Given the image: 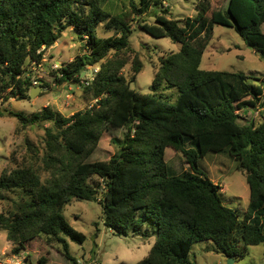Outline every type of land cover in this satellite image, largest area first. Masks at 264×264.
<instances>
[{
	"label": "trees",
	"instance_id": "1",
	"mask_svg": "<svg viewBox=\"0 0 264 264\" xmlns=\"http://www.w3.org/2000/svg\"><path fill=\"white\" fill-rule=\"evenodd\" d=\"M113 1L128 7L117 14L102 8ZM162 1L0 0V97L30 99L31 68L42 64L45 52L69 29L86 44L74 61L54 71L55 83L84 86L86 70L99 67L84 88L97 100L90 109L68 118L49 107L30 116L10 113L23 129L52 124L45 129L43 156L35 153L0 176V203H11L0 213V232H6L15 254L43 240L62 245V254L78 264L68 240L83 245L86 236L63 212L73 201L98 202L101 187L105 226L115 234L149 237L144 223L153 226L155 243L137 264H193L192 249L204 242L206 252L233 259L242 257L239 241L245 247L264 244V115L260 122L242 124L239 113L264 109V78L201 68L215 26L233 29L264 57V0H223L210 16L200 5L197 17L182 21L168 18L166 9L154 13V24L140 21ZM135 22L151 37L180 46L154 68L150 95L131 88L144 70L140 58L134 57L130 78L124 75ZM100 26L114 36L98 37ZM123 129L127 133L120 142ZM103 136L120 142L119 153L88 162ZM169 148L184 155L189 171H172L166 162ZM30 150L35 151L32 145ZM209 153L230 157L245 174L250 203L244 219L200 169ZM39 263L47 264L46 258Z\"/></svg>",
	"mask_w": 264,
	"mask_h": 264
},
{
	"label": "rangeland",
	"instance_id": "2",
	"mask_svg": "<svg viewBox=\"0 0 264 264\" xmlns=\"http://www.w3.org/2000/svg\"><path fill=\"white\" fill-rule=\"evenodd\" d=\"M156 1V0H155ZM160 1V0H157ZM223 0H163L161 5L153 3L151 10L140 18V21L149 24L155 23V14L169 10L168 18L186 20L197 17L201 11L199 6L208 7L209 16L214 10L222 6ZM112 14L122 12L128 3L113 1L101 5ZM212 14V13H211ZM139 19V18H138ZM213 41L208 46L202 63V69L208 71H226L240 73L247 76L264 78V57L249 48L243 39L230 28L215 26ZM100 38L114 36L103 26L97 31ZM86 41L79 40L72 29L64 32L61 40L45 52L41 65L31 68L32 83L36 81L35 89H41L34 98L18 100L5 96L0 97V176L5 170H13L34 159V154L40 157L44 154L45 129L52 126L44 123L40 126L23 129L19 121L10 115L11 112L24 113L28 116L49 107L63 117H71L77 112L90 109L97 100L86 94L84 86L74 83L57 85L54 71L65 64H69L83 52ZM132 53L129 55V64L124 70V75L130 78L134 57L140 58L144 70L138 75L136 82L131 85L132 90L142 95H150L151 86L155 77V69L160 66V59L180 50V46L169 38L156 39L140 30L137 22L133 23L131 37ZM57 66H59L57 68ZM155 68V69H154ZM99 67H90L84 73V78L95 79ZM46 87H42V86ZM175 90H169V93ZM240 122L247 124L251 120H263L264 109H250L244 113L240 111ZM126 129L118 135L121 142ZM120 142L103 136L98 148L88 159V162L108 161L120 151ZM30 143V145L28 144ZM35 149L30 150V146ZM187 148H191L187 145ZM166 162L172 171L180 175L189 171V165L184 155L171 148L166 151ZM200 169L216 184L222 187L224 203L233 210L241 213L244 219L250 203V189L245 174L238 170V163L228 156L209 153L201 162ZM42 174L43 180L47 178ZM102 183V182H101ZM104 190L99 189V201ZM14 198V195L11 194ZM97 201H73L63 212L66 220L77 231L86 236L83 245L69 241V251L78 261V264H137L143 260L155 243L152 224L144 223V231L151 230V236L144 237L131 231L128 237L119 236L105 226L103 206ZM0 213L3 207L7 209L10 202L0 203ZM141 215L139 214V218ZM208 243L196 244L191 252L190 261L193 264H228L229 259L214 252H206ZM29 250L15 254L13 245L8 242L6 232H0V261L7 262L14 256H22L23 264H40V258H46L47 264H74L63 254L62 245L55 243L47 245L43 240L33 242ZM246 249V251H245ZM39 252L41 254H39ZM238 252L242 257L234 259L232 264H264V244L245 247L239 241ZM8 264V263H7ZM10 264V263H9Z\"/></svg>",
	"mask_w": 264,
	"mask_h": 264
},
{
	"label": "built area",
	"instance_id": "3",
	"mask_svg": "<svg viewBox=\"0 0 264 264\" xmlns=\"http://www.w3.org/2000/svg\"><path fill=\"white\" fill-rule=\"evenodd\" d=\"M59 66H57L58 68ZM94 81V78L93 79H86V82H85V85L86 86H89L92 82ZM38 83L35 81L34 82V86L37 85ZM24 260V258L22 256H14V258L12 259H9L7 262H1L0 261V264H23L22 261Z\"/></svg>",
	"mask_w": 264,
	"mask_h": 264
},
{
	"label": "water",
	"instance_id": "4",
	"mask_svg": "<svg viewBox=\"0 0 264 264\" xmlns=\"http://www.w3.org/2000/svg\"><path fill=\"white\" fill-rule=\"evenodd\" d=\"M83 76H84V74H83ZM40 90H41L40 88L36 89V90L35 89L32 90L31 93H30V97L34 98L36 96L37 92L40 91ZM228 259H229V263L228 264H232L234 259L233 258H228Z\"/></svg>",
	"mask_w": 264,
	"mask_h": 264
}]
</instances>
